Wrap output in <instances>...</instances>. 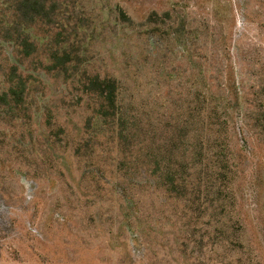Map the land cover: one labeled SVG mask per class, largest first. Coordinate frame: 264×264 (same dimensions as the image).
I'll return each mask as SVG.
<instances>
[{
	"label": "rangeland",
	"instance_id": "374dc122",
	"mask_svg": "<svg viewBox=\"0 0 264 264\" xmlns=\"http://www.w3.org/2000/svg\"><path fill=\"white\" fill-rule=\"evenodd\" d=\"M61 2L19 64L0 0V264H264V0Z\"/></svg>",
	"mask_w": 264,
	"mask_h": 264
},
{
	"label": "trees",
	"instance_id": "16d2710c",
	"mask_svg": "<svg viewBox=\"0 0 264 264\" xmlns=\"http://www.w3.org/2000/svg\"><path fill=\"white\" fill-rule=\"evenodd\" d=\"M49 1H51L50 4ZM8 2L10 7L13 6L14 11L10 16L11 20L6 21V28L10 35L9 39L15 44L17 55L20 56L18 63L23 64L25 59L31 58L38 51L37 32L41 27H49L53 19L59 17L58 10L61 8L62 2L60 5V0H8ZM15 4L19 7H16ZM18 16H23L24 21L20 23ZM117 18L121 24L131 22L122 10ZM69 49V46L66 49H57L52 57L46 56V59L50 63L60 61L61 66L66 67L70 62ZM63 71L67 72L68 68H63ZM81 84L84 87L82 92L91 97L95 106L93 116L97 119L96 122L110 121V126L116 127V130H118L119 125H124V128L127 127V123H130L128 121L130 116L123 106L121 82L116 77L106 75L102 78L99 74H91ZM11 88L14 97L21 98L22 101L26 90L25 82L21 79L20 82L16 83V86ZM169 168L167 173L171 175L172 182H174L177 173L172 169L169 171ZM122 191L118 192V196L127 199L126 190L122 189Z\"/></svg>",
	"mask_w": 264,
	"mask_h": 264
}]
</instances>
